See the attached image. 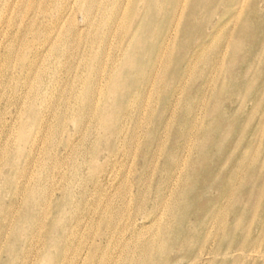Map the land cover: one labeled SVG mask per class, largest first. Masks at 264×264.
I'll use <instances>...</instances> for the list:
<instances>
[{
  "label": "rangeland",
  "instance_id": "rangeland-1",
  "mask_svg": "<svg viewBox=\"0 0 264 264\" xmlns=\"http://www.w3.org/2000/svg\"><path fill=\"white\" fill-rule=\"evenodd\" d=\"M24 1L19 0L13 3L12 0H4L0 4V30L6 32L3 34L4 43L0 48V264H16L15 260L18 257L22 260L26 255L28 256L26 262L22 261L20 264H151L152 257L160 258L166 250L171 248L173 238L176 237L177 239L186 238L189 257L185 264H222L228 257L207 253L208 249L216 245L211 226L209 227L211 232H206L211 217L217 218L214 222L215 227L220 222H226L222 218L225 207L221 212L213 210L214 207L224 206L228 184L229 186H246L254 181L264 191V0H256L252 6L249 4L247 9L253 10L242 15V19L235 18L233 22L230 21V15L233 12L230 15L226 14L235 7L232 1L226 0L219 4L215 0H205L201 5L197 3L195 9H189L186 6L184 11L179 10L176 14H169L166 11L168 4L164 2L165 13L155 14L161 19V29L157 31L148 25L152 14L144 10L155 4L152 0H95V5L101 7L102 17L107 19L103 21L104 25L102 24L99 33L88 32L78 38L73 35L76 30L73 17L78 12L79 4L69 18L67 16L63 21L58 22V14L44 18V8L39 5L31 8L23 17L27 7L31 6L22 7ZM63 3L60 0V7ZM12 4L18 7L13 10ZM119 7L120 17L117 20L113 10ZM198 9L201 10L200 14L192 13ZM77 17L79 21L82 20L81 13H77ZM241 20L247 21L248 24L244 26ZM220 22L228 23L217 28ZM106 23L111 26L110 28L114 26L116 28L119 25L123 30L133 29L138 25L137 29L140 32L138 40L136 39L127 50L121 37L120 43H117L118 35L116 34L103 42L101 34L104 26L108 27ZM162 29L163 31L165 29V32L168 31L169 37L167 45L169 49L165 51V57L158 58L150 55L146 59L149 64L156 63L154 66H158L157 79L154 82L152 80V83L155 89L157 86L160 87V91L155 95V92L147 90L145 81L150 78V72L141 70L138 72V83L131 85L128 92L127 86L131 83L132 75L127 73L133 68L132 60L139 54L138 50L148 45L150 40L154 42L160 40ZM57 30H59L58 33ZM47 36L55 38L53 48L42 50L41 42ZM92 38L96 50L101 45L103 50L112 51L117 44L118 47L113 52L118 49L123 50V55L114 59L119 64V68L111 80L107 96L102 98L101 102L107 115L106 119L111 117L109 121H101L102 135L105 134V138L108 139L115 137V128L104 129L106 122L107 125L117 126L125 118L126 113L111 110L113 104L116 102L124 104L129 97L135 98L142 95L149 96L153 101L148 106L139 105V107L131 108L132 112L140 110V119L145 117V113L149 117V122L144 124L142 129V144L139 151L143 150V153L139 152L138 167L134 165V167L120 168L119 172L127 175H124V179L116 180L115 187L107 191L101 189V178L113 179V177H110L109 172L105 173L102 167L98 168V161L104 162L109 157L101 153L106 151L100 152L102 147L106 146L108 139H102L97 153V149H94L98 144L97 139L92 137L85 143V139L79 135L80 133H76V127L69 119L66 122V136L60 134L58 138L61 140L64 135V139L70 146L78 143L80 150L76 152H83L85 147H89L86 165L77 164L72 167V163L58 164V160L54 163V155L52 157L46 155L41 162L45 153L42 151L41 155L37 147L33 152L37 159L30 166L26 164L29 170H23L22 166H14L18 161L24 163L28 157V154L25 156L26 148L30 149L29 142L31 143L30 140L36 133L35 126L27 128L32 120L30 112L35 108L34 103L30 104L32 107L28 106V112L25 114L21 112L23 100L20 96L22 90L26 88V85L24 88L22 85L26 83L33 86L37 80L44 81L49 79V75H53L51 79L57 81L59 87L57 91L72 90L76 87V83L78 85L80 83L72 79L70 82L63 83L65 78L60 76H63V71L67 67L62 65V61L60 64L59 59L67 46L78 41L82 47H86L87 44L90 47ZM102 48L101 58L103 57ZM96 50H93V54ZM81 55L82 51L79 50V56ZM94 57L95 55L91 61ZM107 58L110 56L104 57V59ZM44 59H47L48 63L42 68ZM51 60L57 66H51ZM94 70L95 67L92 64L89 72L93 73ZM108 72L109 69L106 70L105 79L101 78L104 88L109 79ZM44 87L46 91L43 92V97L50 99L48 87ZM131 92L133 93L130 95ZM82 107L79 109L81 110ZM83 109V112L87 114L92 108L84 106ZM80 115L81 113L74 117L77 118ZM96 117L99 118L97 114ZM39 120L40 118L36 119V121ZM14 124L20 127L19 138L17 136L15 138V142L17 140L19 142L18 147L12 144L9 148L2 150V146L8 141L13 142L14 135L11 134L10 127ZM181 124H187L189 130H192L188 137L184 136L187 138L185 141L187 146L182 149L185 138L179 137ZM66 125L64 123L56 125L53 128L54 137L57 129H63ZM145 131L157 135L158 142L155 137L151 141V136L144 137ZM44 146L47 148L50 144L46 143ZM57 151L64 153L61 154L63 156L70 154L63 145H60ZM148 152L150 155L153 153V156L145 161ZM30 158L27 159L28 162H31ZM112 161L115 162V159L113 158ZM141 163L149 166L147 172L143 170ZM49 165H51L50 171L46 173L49 175L48 178H51V182L47 186L54 189L51 190V194L54 193L51 195L54 201L58 199L63 201L66 187L64 180L67 176L75 179L83 176L82 187L78 188L81 194L79 199L75 200L79 202H74L73 205L68 204V208L71 212L72 207L76 205L85 212L87 215L85 220L79 225H73L75 229L80 226V231L85 230V232L75 230L78 232L71 233L74 240L70 242V248L66 251L51 245L59 237L62 242L65 240L70 216L64 221L63 212L61 210L58 212L57 219L60 220V224L64 222L62 229H66L63 234L57 232L60 226L57 227L54 223L53 227H55L51 228L48 225L51 224L48 215L54 217L55 210L50 209L47 212L44 209L45 217L41 222L42 225L39 228L37 225L39 220L37 215L43 211L41 204L46 194L38 188V183L41 181V173L38 171ZM37 167H39L38 171ZM130 169L132 170L129 171ZM135 169H137L136 180L129 175ZM232 174L234 175L231 176ZM15 182L24 187L22 192H15ZM116 186L118 193L110 196V193L116 190ZM139 186L144 191L141 195L142 202L147 199V208L145 212L138 215L135 222L137 225H132L134 218H129V214L133 209L132 203L129 202L135 197L131 196L130 192L136 194ZM44 188L47 191L45 186ZM161 192L166 195L164 200L160 198L158 200L157 195ZM30 193H34L32 198ZM147 193L150 197L145 196ZM182 193H191L192 197L196 198L202 193V201L208 203V208L202 211L198 223L191 229H186L184 226L186 230L181 226L178 229L176 215L187 209L193 210V207L189 208L188 204L181 200ZM120 194L127 198L126 202H123L124 205L119 203ZM13 202H15L14 205H12ZM34 203L37 204V209L34 208ZM194 204L197 208V203L194 202ZM249 206L251 205L246 203L243 216L244 239L247 241L252 235L259 233L261 236L264 232L259 231L264 221V214L251 217ZM107 207H112L113 210L107 211L109 215L105 217L104 212ZM171 207H173L171 215L175 219L169 221H166L165 217L163 220L160 219L162 212ZM115 212H117L116 216ZM25 213L35 216V219L32 216L24 218ZM255 218L260 220L255 223ZM7 225V230L2 229V226ZM169 226L171 230L165 235L163 228ZM32 232L37 234L35 239L37 251L36 249L30 251L26 243L28 241L26 238L29 234L31 236ZM238 234H225L220 236L219 240H225L227 237L237 240ZM45 241L47 244H44ZM45 245H50V248L45 249L43 247ZM164 246L166 247L163 248ZM256 248L259 249L257 253H264V244L261 243ZM201 250L206 252L202 261L200 259L197 261V257L193 258V252ZM65 254H68L66 260L63 259ZM45 256H48L46 260ZM232 258L233 256L231 260ZM13 260L14 263H12ZM245 260L244 264H261L248 256ZM239 263L242 264V261Z\"/></svg>",
  "mask_w": 264,
  "mask_h": 264
},
{
  "label": "bare ground",
  "instance_id": "bare-ground-1",
  "mask_svg": "<svg viewBox=\"0 0 264 264\" xmlns=\"http://www.w3.org/2000/svg\"><path fill=\"white\" fill-rule=\"evenodd\" d=\"M3 1L4 0H0V4ZM18 1L19 0H12L13 3H17ZM62 1L64 3L62 7H60L59 5L60 0H25L21 6L22 7L26 5H31V6L27 7V11L24 13L23 17L27 15V13L29 12L31 8L39 5L41 6V8H44V12H45L44 18L50 17V15H53V14H58L57 20L58 22H60V21H63L65 17L67 16H68L67 18H69L71 14L75 12L76 5L79 4V8L77 10L78 12L77 11L76 12L82 14V20L81 21L78 20L77 13L73 17L74 23L76 24V30L74 31V34H73L75 35V38H78L88 32H90L91 34L92 33L94 34V32H98V33L100 32L101 27L104 25L103 21L106 20L107 18L102 17L101 7L98 5L97 6L95 5L94 3L95 0H62ZM204 1L205 0H152V2H155V4L151 5L147 9H144L145 11L150 12L152 14L150 20H148L149 21L148 25L151 26L152 29L155 28L156 31L161 29L160 27L161 19L159 16H156L155 14L161 15L162 13H165L164 2L168 4V9H166V11H168L169 14H173V13L176 14L179 10L184 11L186 6L189 9H192V8L195 9L197 3L201 5ZM223 1H226V0H215V2H219V4ZM227 1H232L235 3L234 9L226 12L227 15L228 14L230 15L233 12L232 15H230L231 16L230 21L233 22L235 18L242 19V15H246L249 11H252L253 10L252 8L247 9V7L249 6V4L252 6L254 4V1L256 0H227ZM160 4H162V6ZM12 6H13V10H15L18 7V6H14L13 4ZM119 11H120V7L117 10L115 9L113 10L114 17L115 19L117 18V20L120 17ZM196 11H193L192 13L194 14L201 13L200 9ZM143 16L145 17L146 15H143ZM33 21L39 22L38 20H33ZM111 21L113 20L111 19ZM228 22H220L217 25V28L222 27L224 24H227ZM241 22L244 23V26L248 24L247 21H244V20H241ZM106 25H108L109 28L107 26L106 27L104 26L103 33L101 34V40L103 42H105L111 35L116 34L118 35V38L116 40L117 43L118 44L120 43L119 40L121 37L126 47V50H127L129 47L133 45L136 39L138 40V35L140 33L139 30L137 29L138 25H136L133 29L127 28V30L126 29L123 30V28L119 27V25H117L116 28L115 26L113 28H110L111 26L108 23H106ZM58 31L59 30H57V33ZM162 32L163 33L159 41L154 42L150 40V43L148 45H144V47L138 50L139 54H137V56L132 60L131 65L133 68H131L129 70V73H127V74L132 75V77L130 78L131 83L127 86L128 92H129V88L131 87V85L134 86L135 84L138 83V80H137V77L139 76L138 72L141 70H147L150 72V78L147 81H145L147 90L150 89L151 92H155V95L160 91V87L157 86V88L155 89L154 83H152V80L154 82V80L157 79V75H158L157 67L158 66H154L156 63L149 64L146 61V59L150 55H155L158 58L165 57V51L169 49V46H167L169 42V39H168L169 37H168L167 30L165 32V29L164 31L162 29ZM5 33H6L5 31L0 30V34H1L0 48L2 44L4 43L3 34ZM54 39L55 38L49 37V36L44 37L41 42L42 46L40 49L45 50L47 48L48 49L53 48V44L55 42L53 41ZM118 44H117V47H118ZM78 45L79 47H77ZM89 46L90 47H88V44H87L86 47H82V44L80 42L75 41L70 46H67L66 49H64L62 56L60 57L61 60L59 59V63L61 64V61H62V65L64 67H67L66 70L63 71L64 73L63 76H60V77L65 78L63 83H67V81L70 82L71 79L74 82L80 83L79 85L76 83V87H73L72 90L68 92H65V90L57 91L59 90V87L57 86V81L51 79V77L53 78V75L51 76L49 75V79H46L44 81L43 79L37 80V82H35L33 86L31 85L29 86L26 83L22 85L23 88L26 85V88L22 90V94L20 96V98L23 100L21 112L22 114H25L26 112H28V109H27L28 106L34 103L35 108L32 109L31 112L29 109V112L32 113V120H30V123L27 125V128L35 126L36 133H35V136L32 138V140H30L31 143L29 142L30 149L26 148L25 156L28 154V157L26 158L23 164L21 163V161H18V163L14 165L15 167L22 166L23 170H26V169L29 170L27 165L29 166L32 165L37 159V157L33 154L34 149L37 147L39 148L41 155H42V151L45 153L41 158V162H43L46 155L48 157L50 156L52 157L54 155V160H53L54 163L58 160L57 161L58 164L61 163V164L69 165L70 163H72V167L76 166L77 164L86 165L87 163L85 161L88 159L89 147H85L83 149V152L82 151L76 152V150L79 149V144L74 143L73 145L70 146V144L67 143V140L64 139V135L66 136V133H67V130H66L67 119H69V121H71V123L76 127V130H75L76 133H80L79 135L83 137V139H85V143L89 142L92 139V137H95L97 139L98 144L94 147V149H97V153H98L99 147L101 146L102 139L103 140L108 139L107 137L105 138V134L102 135L101 133V121L103 122L109 121L111 117L109 116L110 118L106 119L107 115L105 114L103 105L101 106V102H102V98H105L107 96L108 94L107 90L111 84V80L115 76L119 68V64L115 62L114 59L118 56L123 55V50L121 51L120 49H118L117 51L113 52L114 49L115 50L117 49V47L114 48L112 51L109 49L103 50L101 45L96 50L94 47L93 38L91 39ZM101 48L103 50L102 58H101V55H102ZM79 50L82 51L81 56H79ZM93 50L94 51L96 50L95 54H93ZM39 53L40 52L38 51V54ZM94 55L95 57L91 61V58ZM107 55H109L110 58L104 59V57ZM80 58H82L81 61H80ZM47 63H48V60L44 59L42 63V68H43V65H46ZM92 64L94 65L95 70L93 73H90L89 68H91ZM50 65L57 66L55 62H53L52 60L50 62ZM135 68H138V70H134ZM79 69H80V73H78ZM107 69H109V72H108L109 79L104 88L102 86L103 82L101 81V78L105 79V73ZM149 85L151 86L149 87ZM44 86L49 88V89L47 88V90H49L50 99H46L45 97H43V92L46 91V88ZM132 93L133 92H131L130 95ZM54 96L55 98L53 99ZM152 102L153 101L150 99L149 96L142 95V96H137L135 98L129 97L124 104H121L123 102H121L120 104L119 102H116L115 104L112 105L111 110H115V111L120 110L126 114H125V118L122 119L117 124V126H111L112 124L107 125V122H106L104 129L110 130V129L115 128L116 136L111 139H108L107 140L108 142L106 141L107 142L106 146L104 148L102 147V149L100 150V152L106 151V152H101V153L105 154L106 155L105 157L107 156L109 157L104 162L99 160L98 168L102 167L105 173L109 172L110 177H113V179L112 178L105 179L104 177H102L101 185H100L101 189L103 188V190L107 191L109 188L115 187L116 180L124 179V177L127 174L123 172H119L120 168L129 167V166L134 167V165L138 167L140 163L138 159L139 152L143 153V150L139 151V148L142 144V139H141L142 129H143V125L149 122V117L147 116V113H145L144 114L145 117L140 119V116H141L140 110L138 111L135 110L136 112H132L131 108L134 106L139 107V105L148 106V105H151ZM71 103H73V105H71ZM82 106L83 107L90 106V108L92 109L89 113L86 114L83 112L84 109ZM30 107L32 106L30 105ZM48 107L50 108V110ZM79 107H82L81 109L82 112L79 109ZM79 113H81V115L75 118L74 116ZM96 114L98 115L99 118L96 117ZM9 115L11 116L12 114H9ZM38 118H40V120L36 121V119ZM61 123H64L66 127H64L63 129L58 128L56 136L54 137L53 128L56 125H59ZM18 126L19 125L14 124L13 126L10 127L11 134L14 135L13 142L8 141L6 145L2 146V150L9 148V146L12 144L18 147V144H19L18 140L15 142L16 136L17 138H19V135H20V131H19L20 127ZM179 129H180V136H179L180 139L183 138L184 136L188 137L192 132V130L190 131L189 128L187 127V124H181ZM84 130L86 131L84 132ZM60 134H64L61 140L58 138ZM149 136H151L150 141L152 140L153 137H155L156 141L158 142L157 135H154V133L150 134L145 131L144 137L149 138ZM186 139L187 138L183 140L181 149L187 146L185 145ZM46 143L50 144V147L46 148L44 146ZM60 145L65 146L67 152L68 153L70 152V154L67 156L61 155L64 153H59L57 151V148ZM31 156L32 158H30ZM152 156H153V153L150 155L148 152L147 158L145 159V161L150 160ZM28 158L31 159V162L27 161ZM113 158L115 159V162L112 161ZM50 166L51 165L42 167L39 171H38L39 167H37V171L41 173L40 174L41 181L38 183L39 187L38 186L37 187L40 190H43L44 193L46 194L43 197L44 205L41 204V209H43V211L42 213L41 211L38 213L37 219L39 220H38V224L37 223L36 224L38 225V228L39 226L42 225L41 222L43 221L45 217L44 209L47 210V212L50 209L55 210L56 214L54 215V217L49 216L47 213L48 218L51 219V224H48V225L49 227L52 228L55 223L57 227L60 226V229L57 232L59 234H63V232H65L66 229H62V225L64 222L60 224V220L57 219L58 212L60 210L63 212L64 221L66 220L68 216H70V222H68L69 229H67V234H66L67 236L65 237V240L62 242V240L59 237V239L51 245L52 247H56L59 250L66 251L70 248V242L74 240L71 233L73 234L75 230L80 231L79 229L80 226L75 229L73 228V225L81 224L87 216L85 215V212L81 211L79 206L74 205V208L72 207L71 212H69L70 210L68 208L69 207L68 204L73 205L75 200L79 199L78 197H79V194H81V192L79 193L78 188L82 187L81 183L83 180V176H80L79 179L78 178L75 179L72 176H67L64 180L66 187L64 190V194H63V201L61 199L54 201V199L51 198V195L54 194V193L51 194V190H54V189L47 186L51 182V178H48L49 175L46 173L47 171H50ZM141 166L143 170L147 172V168H149V166L143 165L142 163H141ZM131 170L132 169H130L129 171ZM129 175L132 176L134 180H136L137 169H135L133 173L132 172L129 173ZM233 175L234 174H232L231 176ZM256 183L254 181H251V183H248L246 186H243V185L229 186L228 184L226 187V190H228L229 192L227 191V194L224 198L225 199L224 206L217 205L213 209V210H217L221 212L223 207H225L224 208L225 212L222 213L223 215L222 218H224L226 222L225 223L220 222L218 223L217 227H215L216 223L214 224V222L215 220H217V218L211 217V220L208 223L206 232L210 231L209 227L211 226L212 233L214 234L213 239H214V242L216 241V245L212 246L210 250L209 249L208 250L206 249V250L208 251L207 253H210V254L215 253V254L224 256L225 258L228 257L227 260H225L222 264H241L239 263L240 261H242V264H244L246 263L245 257L247 256L254 259L255 261H258L259 263L261 262V264H264V253L263 254L257 253L259 249L256 248L261 243L264 244V232L261 236L259 235V233L256 234L255 236L252 235L249 241H247V239L246 240L244 239L245 224L243 222L244 220L243 216H244V208L246 207V203H248V205L249 204L251 205L248 207L251 212V217L264 214V191L262 190V187ZM141 185L142 184H140V186ZM44 186L47 188V191H45ZM140 186L136 194H134L133 192H130V195L135 197V198H131L129 202L130 204L132 203V209H133L132 213L129 214V218H134L132 225L136 224L135 222H136V219L138 218V215L145 212V209L147 208L146 207L147 199H145L144 202H142V199H141V195L144 191L140 188ZM216 188L218 189V187ZM23 189H24L23 186H21L18 182H15L14 190L16 193L22 192ZM136 189H137V186H136ZM226 190L224 192H226ZM83 191L85 192L86 189ZM116 192L118 193L117 186H116V190L113 193H110L111 194L110 196H115L114 193ZM33 194L34 193H30L31 198ZM180 195H181V200L185 202V204L187 203L189 208L193 207V210L187 209V210H184L183 213L176 215L178 229H180V226L182 228H184L185 226L186 229L187 228L191 229V227H193L194 225H196V223H198L197 221H199V217L202 211L207 210L208 203L207 202L204 203L202 201V193H200V195H198L197 198L195 196L192 197L193 194L191 193H187V194L182 193ZM145 196L150 197L149 193H147ZM157 196H158V200L160 199L164 200V198L166 197L164 192H161ZM169 196L170 195L168 194V200H169ZM5 197H6V193H5ZM123 197L124 196L120 194L119 203L121 204H123V202H126L127 200V198L125 197L123 198ZM194 197H195V200H193ZM193 201L197 203V208ZM78 202H75V203H78ZM14 204L15 202H13L12 205ZM232 204H237V205L233 206ZM99 205H101V203H99ZM37 207H38L37 204H35L34 208L37 209ZM186 208H187V205H186ZM210 208H211V204H210ZM41 209L39 208V210ZM111 210H113L112 207L105 208L104 216L108 217L109 214L107 213V211L111 212ZM172 213H173V207H171L170 209H166V211L162 212L160 219L163 220V217L166 218V221L175 219L171 215ZM116 215H117V212H115V216ZM31 216L33 219H35V216L31 214H27V213L23 214L24 218H30ZM77 216H80V217L79 219L76 220L75 218ZM257 220H260V219L255 218L254 219L255 223H257ZM256 226L258 227V224H256ZM7 227L8 225L5 227L2 226V229L7 230ZM185 228L184 230H186ZM170 230H171L170 226L166 227L165 229L163 228V233L166 235L169 233ZM259 231L261 232L264 231V221L262 222V225L260 226ZM75 232L77 233L78 231H75ZM80 232L83 233L85 232V230L80 231ZM225 234L226 235L238 234V238L237 240H233L227 237V239L225 240L224 239L219 240L220 236H223ZM249 235L250 234H248V236ZM36 237H37L36 232H32L31 236L29 234V237L26 238V240H28L26 243L28 244L30 251H34L35 249L36 251L38 250V246H35ZM173 241L174 242L172 243L171 248L169 250H166L165 253L160 256V258L158 257L155 258L156 256L152 257L153 261L151 262V264H185L186 263L185 261L189 257L188 256L189 249L186 248L188 247L186 238L183 237V238L177 239L176 237V238H173ZM44 244H47V242L45 241ZM43 247L47 249L48 247L50 248V245L49 246L45 245ZM165 247L166 246H164L163 248ZM205 252H206L205 250H201L200 252L198 251L193 252V258L195 259L197 257V261H199V259L200 261H202V258ZM236 253L238 255H234ZM232 256L233 258L231 260ZM27 257L28 256L26 255L24 259L22 260H20V257H18L15 260V263L20 264V262L22 261H24L25 263L27 260ZM47 258L48 256H45L44 259L46 260ZM63 259L65 260L68 259V254H65ZM12 263H14V260L12 261Z\"/></svg>",
  "mask_w": 264,
  "mask_h": 264
}]
</instances>
